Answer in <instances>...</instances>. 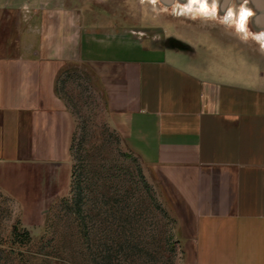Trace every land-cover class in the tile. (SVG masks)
Instances as JSON below:
<instances>
[{"label": "crops", "instance_id": "0c3cea01", "mask_svg": "<svg viewBox=\"0 0 264 264\" xmlns=\"http://www.w3.org/2000/svg\"><path fill=\"white\" fill-rule=\"evenodd\" d=\"M104 17L28 0L0 6V186L29 180L56 196L70 187L76 121L58 84L83 66L108 121L178 219L181 264H264L257 67L210 40L202 52L212 65H188L183 52L147 45Z\"/></svg>", "mask_w": 264, "mask_h": 264}, {"label": "rangeland", "instance_id": "374dc122", "mask_svg": "<svg viewBox=\"0 0 264 264\" xmlns=\"http://www.w3.org/2000/svg\"><path fill=\"white\" fill-rule=\"evenodd\" d=\"M164 1L174 6L160 0H28V6L102 9L105 22L137 31L147 45L183 52L188 65H212V53L202 52L210 40L248 57L257 67L251 75L264 79V0ZM179 1L185 9L176 7ZM201 3L216 6L215 15L190 6ZM243 10L247 35L237 29ZM58 85L76 121L73 183L60 196L29 180L0 186V264H181L178 219L108 121L91 74L78 66Z\"/></svg>", "mask_w": 264, "mask_h": 264}, {"label": "bare ground", "instance_id": "6f19581e", "mask_svg": "<svg viewBox=\"0 0 264 264\" xmlns=\"http://www.w3.org/2000/svg\"><path fill=\"white\" fill-rule=\"evenodd\" d=\"M160 2H162L164 4V6H174V3L171 5L172 2H166L164 0H160ZM193 3V1H192ZM198 4V3H197ZM181 6L182 8H186L185 4L181 1H179L176 4V7ZM190 6H200L201 10L206 14V15H215L217 8L216 6L214 8H210V6H208L207 3H201L200 5H190ZM194 8V7H192ZM229 18V17H228ZM230 20V19H229ZM250 28V23H249V12L243 10L240 13V17H239V21L237 22V29L239 30L240 33H242L243 35H247L248 30ZM262 38V43L264 44V30L262 32L261 35Z\"/></svg>", "mask_w": 264, "mask_h": 264}, {"label": "trees", "instance_id": "16d2710c", "mask_svg": "<svg viewBox=\"0 0 264 264\" xmlns=\"http://www.w3.org/2000/svg\"><path fill=\"white\" fill-rule=\"evenodd\" d=\"M74 136H75V134H74ZM74 137H73V141H72V145H71V152H72V150H73V148H74ZM74 175H75V171H74V165H73V169H72V183H73V178H74ZM72 185V184H71ZM72 191V190H71ZM62 201H68V199H63ZM27 233V235H28V232H26Z\"/></svg>", "mask_w": 264, "mask_h": 264}]
</instances>
